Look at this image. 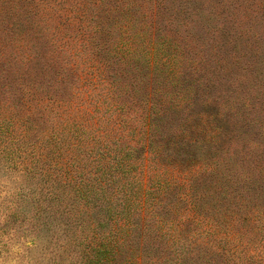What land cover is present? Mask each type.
<instances>
[{"label": "trees", "instance_id": "obj_1", "mask_svg": "<svg viewBox=\"0 0 264 264\" xmlns=\"http://www.w3.org/2000/svg\"><path fill=\"white\" fill-rule=\"evenodd\" d=\"M118 1L123 2L89 0L95 16L85 18L83 14L81 20L93 21V26L88 28V23L83 24L79 35L81 46L87 48L79 51L71 48L70 41L77 40L76 35L54 36L53 43L57 52L53 64L64 59L62 54L77 55L82 51L93 54L88 52L93 62L88 63L87 70L84 71V68L80 71L75 65L66 74L68 76L75 73L71 75L76 78L75 82L88 86L93 92L79 102H73L72 95L67 93L68 88L75 83L65 80V77L57 76L59 79L49 82L56 91L54 94H50L48 89L41 91V94L32 90L46 86V82L31 78V69H35V64L45 59L44 54L41 51L34 54L40 59L34 62L31 51L37 47V41L28 33L17 36L11 25L0 22V26L8 29L5 38L1 37L0 31V43L3 44L5 39L9 42L17 39L24 47H17L18 52H13V58L22 60L26 66L19 73L22 79L19 81V88L12 94V99L7 102L11 96L9 95L3 99L4 105H0V157H5L8 161L21 159L29 174L44 182L42 201L45 206L43 210L37 211L48 217L46 222L54 221L57 225H64L65 236L68 237L66 242L80 248L83 264H133L134 260L124 258V254L130 249V229L140 223L157 220V208L166 206L165 202L172 205L171 209H177L180 202H186L190 207H195L196 203L216 205L220 201L219 197L221 203H237L231 196L238 188L230 184L234 179L230 175V168L238 164L233 159L238 156L234 152L230 155L219 152L222 149V138L228 137L227 134L233 137L237 132L239 135L238 130L246 122L241 124L232 119V114H225L227 100L221 99V92H208L206 96L198 97L201 104L211 110L207 113L198 112L199 123L196 126L187 124L180 128L172 121L174 115L187 110L189 100L193 99L191 94L184 92V88L189 86H182L184 78L189 75L186 68H190L192 73L202 72L195 80L197 86L202 85L205 91L216 90L223 82L213 81L206 76L207 67L196 58L188 57L169 34L162 33L159 29L157 35L160 41L154 49L153 74L151 77L146 74L144 69L149 65L147 57L151 49L148 35L151 31L141 28L146 23L139 24V30L134 29L135 17L132 16L131 5L135 1L128 0V4L123 5L122 9L119 8ZM47 2L48 0H0V13L10 16L15 15L18 9H25L34 18H41ZM100 5L103 7H99ZM16 16L19 17V13ZM105 21L107 23L103 24ZM150 24L153 22L149 26ZM29 26L33 29L35 25L29 22ZM106 28L115 29L117 34L108 33ZM38 37L40 35L36 33V38ZM56 41L59 43L56 44ZM21 51L24 54L18 58L16 55ZM0 57L3 59L7 56L2 53ZM52 58L53 56L51 61ZM43 68L46 70V67ZM133 69L135 73L132 72ZM3 72L7 70L0 68V74ZM130 73L132 74L129 75ZM132 76L133 81L130 80ZM168 79L178 89H166ZM58 80L63 82L62 92L57 84L60 82ZM141 81L143 86L138 88ZM150 81L154 83L152 87L148 86ZM0 86L9 87L5 83H0ZM49 104L51 109L47 112ZM136 111H141L139 120L149 119V137L153 140L151 150L155 163L162 157V152L166 151L161 145L164 141L160 139L164 136L169 148V169L179 166L181 160L185 161L187 154L194 156L201 175H194L193 171L190 174L176 171L168 177H156L157 173L153 171L154 179L147 187L145 197L133 199L135 182L125 178L133 169L127 157L130 156L128 150L134 147L126 142L131 143L133 134L136 133L129 123L131 116H128ZM121 112L126 113V116ZM120 113L119 117L114 118L115 114ZM237 113L238 111H234V116ZM117 120L125 128L126 135L116 133L118 129L114 128V123ZM98 130H102V134L97 137L95 133ZM99 137L107 138L102 144L105 150L100 147L94 150L89 144L93 140L100 142ZM148 147L150 149V145ZM212 147L215 149L213 153ZM13 154L16 156L13 157ZM174 156H181V160L177 162ZM253 166L256 173L264 177V164L253 162ZM157 167V164L153 165V168ZM197 177L200 180L197 181ZM245 179L248 178L244 176L243 180ZM163 190L173 194L181 191V196L174 203V198L166 200L172 197L167 192L158 195ZM142 243L143 236L139 241L137 239V247L131 253L143 252ZM151 264L157 262L152 261Z\"/></svg>", "mask_w": 264, "mask_h": 264}, {"label": "rangeland", "instance_id": "obj_2", "mask_svg": "<svg viewBox=\"0 0 264 264\" xmlns=\"http://www.w3.org/2000/svg\"><path fill=\"white\" fill-rule=\"evenodd\" d=\"M130 1L136 2L131 5L132 16L135 17L134 29L139 30V24L146 23L141 28L151 31L147 34L150 36L148 43L151 51L147 57L149 65L144 69L146 74H150V77L153 74L154 49L160 41L157 35L159 29L162 33L169 34L188 57L201 61L207 67L206 76L211 77L213 81L223 82L216 90L205 91L202 85L197 86L195 80L202 72L192 73L190 68H186L185 71L189 75L184 78L182 86H189L184 88V92L191 94L195 102L193 99L189 100L187 110L172 117L173 124L180 128L187 124L196 126L199 123L198 112L207 113L211 110L198 99L200 95L206 96L208 92H221V99L227 100L225 114H232L233 120L246 124L238 130L239 135L237 132L233 137L227 134L228 137L222 138V149L219 152H226L227 155L234 152L239 157H232L238 164L230 168V175L234 178L230 184L238 188L231 196L237 203H221L219 197L220 201L216 205L196 203L195 207H190L188 203L180 202L177 209H171L172 205L165 202L166 206L157 208V220L140 223L130 229V249L124 254V258L134 260L133 264H151L152 261L157 264H264V177L257 174L253 166V162L264 164V0ZM117 3L122 9L123 5L128 4V0ZM99 7L97 11L100 10ZM43 9L45 13L41 18H34L25 9L16 11L19 17L16 14L9 16L0 13V22H3V25H11L17 36L28 33L37 41V47L31 51L34 62L40 60L39 56L34 54L40 51L44 54L45 59L37 62L35 69H31V78L46 82V86L32 90L41 94V91L48 89L50 94H54L56 91L51 88L49 82L59 79L57 76L65 77V80L75 83L68 88L67 93L72 95L73 102H79L93 92L88 86L75 82L76 78L71 77L75 73L68 76L66 74L69 68L75 65L80 71L84 68V71L87 70L88 63L93 62L90 59V54H93L89 51H82L77 55L62 54L64 59L53 64L57 52L53 39L55 34H73L77 40L70 41L71 48L78 51L87 48L81 46L79 35L83 24L88 23L90 28L93 21L81 20V16L84 14L85 18H92L95 16L94 8L89 0H48ZM29 22L35 25L33 29L30 28ZM151 22L153 24L149 26ZM106 23L107 21L103 24ZM6 30L0 26L2 38L7 36ZM106 31L117 34L112 28H106ZM36 33L40 37L36 38ZM58 43L59 41H56V44ZM0 46V54L5 53L7 56L3 59L0 57L3 60L0 61V68L7 70L0 74V83L9 85L8 88L0 86V105H4L3 99L11 95L7 102L10 101L12 94L19 88V81L22 79L19 73L26 66L22 60L13 58L14 53L18 52L16 48L23 46L17 39L11 42L5 39ZM23 54L21 51L16 56L20 58ZM43 67H46V70ZM134 69L132 72L135 73ZM130 80L133 81V76ZM168 80L166 89H178L172 85L171 79ZM57 84L62 92L63 82ZM153 84L150 81L148 86L152 87ZM140 85L143 86L142 81L138 88ZM92 108L93 106L90 107ZM50 109L49 104L47 112ZM234 111H238L235 116ZM140 112L128 115L131 116V128H135L136 133L133 134L131 143L126 142L134 147L128 150L130 156L127 157L133 169L125 179L135 182L132 189V198L135 200L145 197L147 187L154 179L153 171L157 173L156 177H168L176 171L181 174H190L193 171L194 175H201L194 156L187 154L185 161L179 159L181 156H174L177 162L181 160L180 165L169 169V148L164 136L160 139L164 141L161 145L166 151L162 152V157L157 163L154 162L151 150L153 140L149 137V119L139 120ZM121 113L115 114L114 118L119 117ZM122 114L126 116V113ZM114 128L118 129L116 133L126 135L125 128L119 125L118 120L114 123ZM20 130L21 128L18 129ZM95 134L98 137L102 130ZM106 139L99 137L100 142L93 140L89 144L94 150L99 147L105 150L102 144ZM213 150L215 149L212 147V153ZM15 156L16 154H13V157ZM0 160V264H83L84 258L80 248L66 242L68 237L65 236L64 225H57L54 221L46 222L48 217L37 211L43 210L45 206L42 201L44 182L31 176L21 159L8 161L5 157H0ZM156 164L158 167L153 168ZM244 176L248 179L243 180ZM196 179L200 180L199 177ZM163 192L172 195L166 200L174 198V203L181 196V191L173 194L168 190L159 191L158 195ZM168 194L165 195L168 197ZM150 206L152 207L151 204ZM141 236L143 252L131 253V250L137 247V239L139 241Z\"/></svg>", "mask_w": 264, "mask_h": 264}]
</instances>
